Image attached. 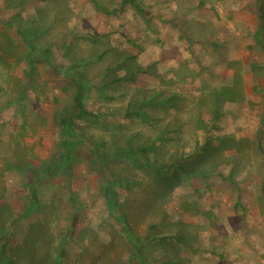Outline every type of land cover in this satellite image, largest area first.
Returning <instances> with one entry per match:
<instances>
[{
  "label": "rangeland",
  "instance_id": "rangeland-1",
  "mask_svg": "<svg viewBox=\"0 0 264 264\" xmlns=\"http://www.w3.org/2000/svg\"><path fill=\"white\" fill-rule=\"evenodd\" d=\"M98 1L0 0L5 264H55L64 242L63 264H264L260 0ZM72 74L81 141L60 118ZM93 139L116 153L111 196Z\"/></svg>",
  "mask_w": 264,
  "mask_h": 264
},
{
  "label": "trees",
  "instance_id": "trees-1",
  "mask_svg": "<svg viewBox=\"0 0 264 264\" xmlns=\"http://www.w3.org/2000/svg\"><path fill=\"white\" fill-rule=\"evenodd\" d=\"M92 1L97 8L101 9L102 11L109 12L107 6L101 4L98 0H92ZM258 9L261 15V21H264L263 1L259 2ZM53 58H54L53 50L50 47H46L44 50L41 51V57H39L37 61L39 63L51 62L53 61ZM69 79L75 88V94L73 96L72 101L68 104H65L60 110V118H61L64 131H68L67 125L72 124V119L74 116H78L82 113L89 111V109L86 107V104L84 103V100H83V95L85 91L83 77L80 74H72L69 77ZM71 128L74 130V133L76 134L77 139L81 141L84 137H81V135L77 133V130L75 129L74 124L70 126L69 130ZM75 140L76 138L66 139L64 152L59 157V160L62 163L61 165L65 166L67 171L68 170L71 171V169L73 168L72 160L70 158L68 159V157L70 156L72 145L74 144ZM92 144L94 147L93 161H92L93 170H95L96 172H100L105 177L104 188L106 189V194L111 196L113 195L114 186L116 184V179L114 178L112 174H110L109 168H110V162L114 158L116 153L114 154L105 153V149L107 146H106V143L101 140L93 139ZM260 150L264 153V148L262 147V144L260 145ZM155 171L159 172L160 170L155 169ZM39 173L41 172L38 170V172L35 171L29 175V186H33L36 183V181L40 177ZM33 191L35 190L33 189ZM78 222L79 220L76 217L72 218L70 229L67 234L68 235L67 238H71L72 236V238L74 239V237H76L77 231L79 228ZM9 232H11V230H9ZM10 234L8 236L5 235L1 237L2 243L0 245V264H5L6 262L9 261L8 244H9ZM69 246H71V242L69 243L64 242L62 244L61 246L62 250L55 264L64 263L63 258L66 254V251L69 249L68 248Z\"/></svg>",
  "mask_w": 264,
  "mask_h": 264
},
{
  "label": "crops",
  "instance_id": "crops-1",
  "mask_svg": "<svg viewBox=\"0 0 264 264\" xmlns=\"http://www.w3.org/2000/svg\"><path fill=\"white\" fill-rule=\"evenodd\" d=\"M260 1H263V4H264V0H260ZM260 1H258L257 4H259Z\"/></svg>",
  "mask_w": 264,
  "mask_h": 264
}]
</instances>
